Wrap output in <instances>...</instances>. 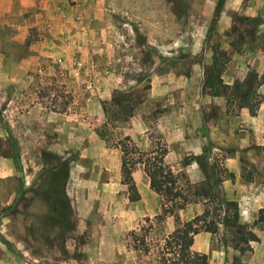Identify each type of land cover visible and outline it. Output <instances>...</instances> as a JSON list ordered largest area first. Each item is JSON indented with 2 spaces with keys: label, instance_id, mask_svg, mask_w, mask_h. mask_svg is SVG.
Here are the masks:
<instances>
[{
  "label": "rangeland",
  "instance_id": "rangeland-1",
  "mask_svg": "<svg viewBox=\"0 0 264 264\" xmlns=\"http://www.w3.org/2000/svg\"><path fill=\"white\" fill-rule=\"evenodd\" d=\"M219 1L47 0L21 10L0 0V264H159L168 232L204 208L231 215L229 200L255 239L239 237L240 249L236 229L217 222L195 246L207 264L223 250L240 253L234 264L256 250L264 264V0ZM216 51L217 75L231 85L220 94L205 86ZM124 136L140 150L164 145V161L201 195L158 220L145 170L131 190L121 173L111 182ZM63 160L66 200L51 194ZM78 175L83 205L71 191Z\"/></svg>",
  "mask_w": 264,
  "mask_h": 264
},
{
  "label": "trees",
  "instance_id": "trees-1",
  "mask_svg": "<svg viewBox=\"0 0 264 264\" xmlns=\"http://www.w3.org/2000/svg\"><path fill=\"white\" fill-rule=\"evenodd\" d=\"M221 1H219L218 7ZM216 54L217 51L213 53L212 61L206 67L205 86L213 94H220L231 85L222 82L217 75L218 63ZM118 145L121 149V181L127 184L129 190L133 189L134 181L131 176L130 165L134 163L142 164L148 176L149 187L160 196L161 212L155 215L158 220H163L168 215L177 216L178 209L183 208L189 202L196 201V197L201 195L196 186L194 187L188 180L184 171L175 172L164 161L166 153L164 145L156 146L149 150H140L131 142L128 136H124L123 139L119 140ZM61 165V169L55 172L51 194L55 198L66 200L64 185L68 176V162L63 160ZM181 177L183 181H181ZM218 208L221 209L220 205ZM227 209H232L231 215L226 214ZM224 213L226 215H223V217L208 218V210L204 208L201 213L176 225L163 237V245L158 250V263L207 264V254L194 250L192 243L194 235L200 231L215 232L217 230V222H228L233 226L237 231V235H235L237 239L233 243L234 246L245 249V246L240 243L238 238L245 237L244 239L246 240H254L255 235L246 223L239 220L236 201H227ZM257 220L264 227V206L259 209ZM141 240L142 243H140L139 247L144 252H148L150 245L145 240V235L142 236Z\"/></svg>",
  "mask_w": 264,
  "mask_h": 264
},
{
  "label": "crops",
  "instance_id": "crops-1",
  "mask_svg": "<svg viewBox=\"0 0 264 264\" xmlns=\"http://www.w3.org/2000/svg\"><path fill=\"white\" fill-rule=\"evenodd\" d=\"M4 3H6L7 5H15L17 4L19 6V9L21 10H28L32 7H35L37 6L39 9H43V8H46L47 7V0H2ZM263 105H260L257 113H258V116L259 117H263L264 118V107H262ZM242 113L243 112H246V111H241ZM208 126H210V130L214 128V124L211 123V122H207ZM195 146H200L202 145V141L200 138L196 137V141L194 142ZM134 165V164H133ZM131 169V167H130ZM144 167L142 166V164L140 163H136V165L132 166V169H131V176L133 178V181H134V185L136 183V187H138V182L139 180H141V178L143 179V172H144ZM146 172V171H145ZM120 173H121V154H120V158H119V165H118V160H117V164H116V168H115V175L113 177V179L111 180L112 181H116L118 177H120ZM72 176V175H70ZM74 178V176H73ZM114 181V182H115ZM121 181V180H120ZM72 184H73V188H72V192L74 194V197H75V201L76 203L78 204H82V202L84 203L85 199L81 200V196L83 198H86V195H85V192L81 191L82 190V178L78 175L73 181H72ZM149 184V183H148ZM67 194H69L70 192L69 191H66ZM158 195V194H157ZM159 196V195H158ZM262 196H264V193L263 195L260 196L261 199H264L262 198ZM258 203H260L259 205H257V203H250L248 205V209H249V212H251L252 216H255L256 214V209H253V207L255 205H257L258 208H261L264 206V202L262 201H258ZM83 205V204H82ZM201 232H198L194 235V240H193V243H192V248L194 250H197V251H201V252H204L206 253L207 251L202 248V247H197L195 246V243H196V237L198 235H200ZM257 252L256 250H254L252 256L246 261H244V264H257V259H256V256H257ZM207 254V253H206ZM235 256H238L239 258H241V255L240 253L238 252H229V253H225V250L222 251V255L220 254L219 257L216 259L217 263L218 264H234L233 263V259Z\"/></svg>",
  "mask_w": 264,
  "mask_h": 264
}]
</instances>
